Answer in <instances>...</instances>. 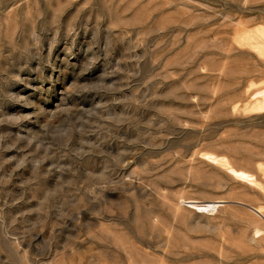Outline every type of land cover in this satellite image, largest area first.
<instances>
[{
  "label": "rangeland",
  "instance_id": "rangeland-1",
  "mask_svg": "<svg viewBox=\"0 0 264 264\" xmlns=\"http://www.w3.org/2000/svg\"><path fill=\"white\" fill-rule=\"evenodd\" d=\"M263 27L264 0H0V264H264L236 42Z\"/></svg>",
  "mask_w": 264,
  "mask_h": 264
},
{
  "label": "bare ground",
  "instance_id": "bare-ground-1",
  "mask_svg": "<svg viewBox=\"0 0 264 264\" xmlns=\"http://www.w3.org/2000/svg\"><path fill=\"white\" fill-rule=\"evenodd\" d=\"M236 39L239 46L248 47L258 56L264 58V27L254 32H243L237 35ZM237 109V105L233 107L234 111ZM243 111L251 114L264 112V89L250 96V100L243 105ZM201 158L210 164H214L222 168L228 175L239 182L246 183L247 185L253 187L263 188L262 184L253 173L242 168H237L231 163L229 158L224 155H217L213 152H202ZM258 169L264 175V166L262 164H258ZM191 208L210 211L214 210L215 206L198 204L192 205ZM251 209L254 210L256 214L261 215L262 217L264 216L263 207H251ZM254 233L258 237L262 235V231L260 229H256Z\"/></svg>",
  "mask_w": 264,
  "mask_h": 264
}]
</instances>
